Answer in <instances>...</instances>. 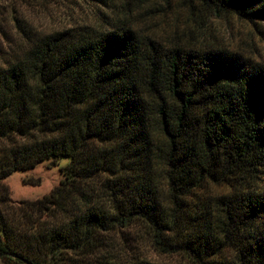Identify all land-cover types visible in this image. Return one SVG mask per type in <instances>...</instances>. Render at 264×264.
Segmentation results:
<instances>
[{"label":"trees","instance_id":"16d2710c","mask_svg":"<svg viewBox=\"0 0 264 264\" xmlns=\"http://www.w3.org/2000/svg\"><path fill=\"white\" fill-rule=\"evenodd\" d=\"M81 1L51 30L0 11L1 262L264 264V60L155 35L153 0ZM187 2L264 42V0ZM61 159L48 194L10 200L13 172Z\"/></svg>","mask_w":264,"mask_h":264},{"label":"rangeland","instance_id":"374dc122","mask_svg":"<svg viewBox=\"0 0 264 264\" xmlns=\"http://www.w3.org/2000/svg\"><path fill=\"white\" fill-rule=\"evenodd\" d=\"M144 12L142 24L155 35L163 39L189 40L200 38L237 51L256 60H264V42L251 23L241 21L233 15L215 17L200 11V18L189 7L187 0H153ZM38 4H27L22 0H0V11L6 17L11 9L17 11L38 30H51L67 26L89 16L90 7L81 0H49L42 8ZM195 14V15H194ZM0 15V19H1ZM6 24V23H5ZM8 25V26H7ZM7 27L11 29L10 23ZM177 37V38H176ZM171 39V40H173ZM67 159H61L56 166L48 167L47 162L39 164L32 170L15 171L2 184L7 188L12 202L34 200L50 192L60 180L58 168L65 165ZM38 179L39 183L34 184ZM24 180H26L24 183ZM215 192H224L225 188H214ZM154 261L162 264H181L176 259H168L146 251ZM0 264H3L0 260Z\"/></svg>","mask_w":264,"mask_h":264}]
</instances>
